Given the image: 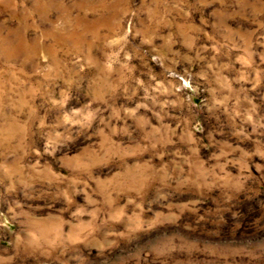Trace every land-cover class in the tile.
Masks as SVG:
<instances>
[{
	"label": "rangeland",
	"instance_id": "374dc122",
	"mask_svg": "<svg viewBox=\"0 0 264 264\" xmlns=\"http://www.w3.org/2000/svg\"><path fill=\"white\" fill-rule=\"evenodd\" d=\"M2 1L0 264H264V0Z\"/></svg>",
	"mask_w": 264,
	"mask_h": 264
},
{
	"label": "bare ground",
	"instance_id": "6f19581e",
	"mask_svg": "<svg viewBox=\"0 0 264 264\" xmlns=\"http://www.w3.org/2000/svg\"><path fill=\"white\" fill-rule=\"evenodd\" d=\"M28 1V0H25ZM2 6L4 8H9L10 10L12 9V7L15 6V0H3L2 1ZM33 12L35 13H41L43 15H45L51 8L50 5V0H33ZM14 14L17 15L18 13H16L15 8L13 10ZM18 16L20 17V19H26L27 17L30 16V12L28 10H24L22 14H18ZM0 27H3L8 34L7 38H2L0 35V40L3 42V44L6 45V49L8 51V55H14L15 53H17L18 55H28L30 53H34L25 43L26 40L24 38V28L21 27L22 29L18 32H15L13 30H11L8 27H5V25L0 24ZM18 34V42L15 44L13 42H11V38L13 37V35ZM24 42V43H23Z\"/></svg>",
	"mask_w": 264,
	"mask_h": 264
}]
</instances>
